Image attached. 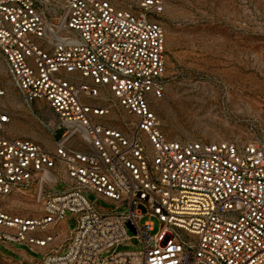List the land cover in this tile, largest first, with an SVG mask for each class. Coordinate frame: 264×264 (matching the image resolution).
Segmentation results:
<instances>
[{
    "label": "built area",
    "instance_id": "1",
    "mask_svg": "<svg viewBox=\"0 0 264 264\" xmlns=\"http://www.w3.org/2000/svg\"><path fill=\"white\" fill-rule=\"evenodd\" d=\"M161 4L58 0L49 21L35 0H0L7 75L32 114L48 107L51 120L36 117L55 140L12 136L0 102V199L40 202L35 215L0 208V243L46 247L67 212L76 222L62 248L15 264H264V140L183 141L159 127L164 31L150 14ZM131 237L137 247L116 250Z\"/></svg>",
    "mask_w": 264,
    "mask_h": 264
},
{
    "label": "rangeland",
    "instance_id": "2",
    "mask_svg": "<svg viewBox=\"0 0 264 264\" xmlns=\"http://www.w3.org/2000/svg\"><path fill=\"white\" fill-rule=\"evenodd\" d=\"M35 1L49 21L56 19L58 0ZM160 1L161 9L150 14L164 31V91L151 105L160 129L167 138L183 141L242 144L264 140V0ZM0 88L5 89L0 102L10 115L9 133L54 148V138L37 119L51 120L50 110L38 101L32 105L37 114L31 113L11 83L1 55ZM64 186L59 182L55 190ZM88 198L93 200L94 196L88 194ZM95 204L103 210L125 209L101 198ZM0 208L9 214L35 215L40 202L29 194H14L0 199ZM66 216L65 236L76 225L69 212ZM151 220L154 233L159 224L156 218ZM50 231H60L55 241L63 238L58 227ZM15 245L36 259L41 256L26 246ZM138 245L131 237L129 244L116 250ZM0 252L5 257H19L2 244Z\"/></svg>",
    "mask_w": 264,
    "mask_h": 264
},
{
    "label": "crops",
    "instance_id": "3",
    "mask_svg": "<svg viewBox=\"0 0 264 264\" xmlns=\"http://www.w3.org/2000/svg\"><path fill=\"white\" fill-rule=\"evenodd\" d=\"M64 222L65 221L59 222L54 226V227H58L59 230L63 231V238H60L58 241H55V242L53 241L51 244H49L46 247H39L36 245H28V244L17 243V242L0 243L3 246L10 248L19 254V257L17 259H13L11 257L3 256L5 264H15V263L20 262V261H26L28 263H36L40 260L42 255L49 250L50 247H58L59 249L62 248L66 242L67 237H68V235L65 236L66 232L63 230ZM59 234H60V231H59ZM57 242H58V244H56ZM15 244H19L21 246H26L30 250L38 252L41 255L40 258L36 259L34 256L27 254L25 252L24 248H17V246Z\"/></svg>",
    "mask_w": 264,
    "mask_h": 264
}]
</instances>
